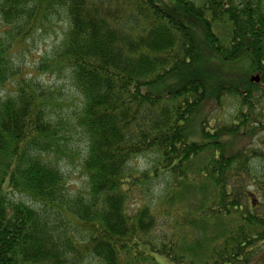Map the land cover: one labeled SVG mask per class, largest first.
Instances as JSON below:
<instances>
[{
    "label": "trees",
    "instance_id": "trees-1",
    "mask_svg": "<svg viewBox=\"0 0 264 264\" xmlns=\"http://www.w3.org/2000/svg\"><path fill=\"white\" fill-rule=\"evenodd\" d=\"M59 12L46 70L65 71L80 97L77 193L51 157L65 132L53 94L14 61ZM213 62H245L257 81L223 85ZM3 89L0 264H252L264 245V168L252 165L264 163V0H0ZM226 94L239 107L213 126L204 106ZM249 136L261 147L227 141Z\"/></svg>",
    "mask_w": 264,
    "mask_h": 264
},
{
    "label": "rangeland",
    "instance_id": "rangeland-1",
    "mask_svg": "<svg viewBox=\"0 0 264 264\" xmlns=\"http://www.w3.org/2000/svg\"><path fill=\"white\" fill-rule=\"evenodd\" d=\"M65 29L64 15L61 12L58 14L53 13L42 29L35 32L32 37L26 40L25 44L18 47L14 55V61L20 73L19 77L24 76L25 79H34L35 82H38L45 89H49L53 94L48 109H50L55 124L63 121L61 126L65 132L63 133L64 140L60 145V152L51 154V157H54L55 163H57V166L63 172L68 190L77 193L82 192L87 184L85 175L81 169V163L85 153V141L77 132L72 136L73 131H70L71 126L69 121L73 124L72 119L77 113L75 109L79 107L80 97L74 89L69 75L65 71H58L56 69H53V71L46 70V66L48 65L47 61H49L48 59L53 52L59 47ZM222 33L224 34L225 32L223 31ZM210 68L213 72H210V76H218V81H222L223 85L231 83L242 89L246 86L247 80L253 79V81H256L255 75H250L248 72L249 66L245 62L239 64L213 62ZM12 90V86H6V91ZM6 91L5 89L0 91V95H3ZM238 107L237 99L226 94L217 105L213 103L211 98L210 100L208 99L204 106L203 115H205L211 125L215 126L216 121H231ZM197 128L198 120L196 119L192 125L193 132H198ZM259 140L256 136L227 139V141L233 142L234 149L248 148V151L252 148L261 147ZM149 162V157H141L138 159L137 164L140 168H144L148 166ZM252 165L257 170L264 168V163H261L258 157L252 161ZM9 197L16 200L21 195L15 192L12 196L9 195ZM22 199L25 200L26 198ZM133 207L134 202L130 201L129 210L131 211ZM261 255L262 257L264 255V245L260 248L259 253L255 255L252 264H256L258 261L260 262ZM155 261L157 264H173L159 255L155 256Z\"/></svg>",
    "mask_w": 264,
    "mask_h": 264
},
{
    "label": "water",
    "instance_id": "water-1",
    "mask_svg": "<svg viewBox=\"0 0 264 264\" xmlns=\"http://www.w3.org/2000/svg\"><path fill=\"white\" fill-rule=\"evenodd\" d=\"M255 80L257 81V78H255Z\"/></svg>",
    "mask_w": 264,
    "mask_h": 264
}]
</instances>
